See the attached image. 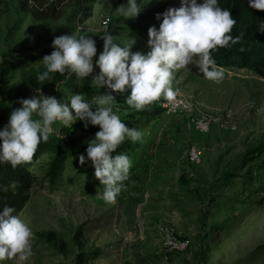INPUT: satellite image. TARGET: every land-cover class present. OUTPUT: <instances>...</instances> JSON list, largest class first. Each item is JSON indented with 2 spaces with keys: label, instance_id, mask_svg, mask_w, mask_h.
Here are the masks:
<instances>
[{
  "label": "rangeland",
  "instance_id": "rangeland-1",
  "mask_svg": "<svg viewBox=\"0 0 264 264\" xmlns=\"http://www.w3.org/2000/svg\"><path fill=\"white\" fill-rule=\"evenodd\" d=\"M21 1L0 0V94L44 67L42 59L26 65L14 60L50 54L56 36L86 33L102 40L106 28L122 44L135 38L132 52L150 51L120 21L119 0H111V7L96 0L83 24L74 3L58 20L37 21L22 12ZM143 2V10L175 4ZM102 50L97 47L92 78ZM187 67L176 72L174 106L163 98L154 102L150 106L161 103L165 111L139 125L142 141L126 140L132 150L124 153L133 167L115 203L102 199L90 161L81 167L68 160L54 182L46 176L48 157L38 162L37 182L19 215L33 230V254L25 262L0 264H79V252L98 253L83 264H264V80L245 69L221 68L224 78L214 83L197 66ZM74 86L56 90L55 97L67 102L73 93L85 94L80 83ZM18 101L7 105L20 108ZM199 121L206 131L197 127ZM78 124L83 122L73 125ZM63 127L54 124L53 132ZM191 150L198 162H191Z\"/></svg>",
  "mask_w": 264,
  "mask_h": 264
},
{
  "label": "clouds",
  "instance_id": "clouds-1",
  "mask_svg": "<svg viewBox=\"0 0 264 264\" xmlns=\"http://www.w3.org/2000/svg\"><path fill=\"white\" fill-rule=\"evenodd\" d=\"M28 3L38 11L43 10L37 0ZM247 3L251 9L264 11V0H247ZM105 4L111 7V0H105ZM143 4V0H126L115 11L126 20L134 19L143 11ZM161 17L159 28L153 25L148 29L150 51L146 54L131 51L135 38H128L122 44L105 28L101 35L103 50L95 59L99 73L92 82L110 92L90 100L83 93H73L67 102H61L37 87L35 95L21 98L18 101L21 107L11 112L8 123L0 130V165L10 164L15 169L31 163L39 144L49 140L54 124L72 128L76 121H81L85 129L89 125L99 126L94 138L87 142L86 157L79 156V164L83 167L91 162L95 178L104 189L102 199L115 203L127 188L124 182L130 179L133 161L124 152L114 156L112 153L126 140L142 141L143 133L121 119L112 93L130 91L124 102L135 111H144L162 98L171 103L179 92L174 87L176 72L190 64L197 66L206 80L220 83L224 72L213 52L242 39V35H231L237 21L229 9L219 6V0H180L179 7H169L156 15L157 20ZM258 30L264 31V24ZM52 48L41 60L45 71L37 75L39 83L51 81L53 73L67 74L65 79L74 75L80 80L93 73V58L97 57L93 36L86 33L56 36ZM15 186V181L10 185L0 184V192L7 193ZM15 213L16 209L7 204L0 211V262L13 259L25 262L33 254L34 233L30 222Z\"/></svg>",
  "mask_w": 264,
  "mask_h": 264
},
{
  "label": "trees",
  "instance_id": "trees-1",
  "mask_svg": "<svg viewBox=\"0 0 264 264\" xmlns=\"http://www.w3.org/2000/svg\"><path fill=\"white\" fill-rule=\"evenodd\" d=\"M96 0H37V3L43 8L38 11L28 3V0L20 2V8L23 13L32 17L37 21L58 20L62 16L64 7L70 3L78 6L76 11V19L78 23L83 24L90 17L91 5ZM200 2V0H198ZM120 4H125L126 0H119ZM173 7L180 6V0H175ZM46 5V7H45ZM219 6L229 9L237 23L233 27L231 35L233 37L242 35L239 43L228 48H219L213 52L218 66L222 69H245L253 72L256 76L264 80V31H259V26L264 24V11L254 10L248 6L247 0H219ZM168 8L154 7L151 10H143L138 17L134 19H125L122 17L120 21L130 27L134 34L148 41V26L159 25L162 22L156 19L158 13H163ZM98 49L103 45V40L94 37ZM243 49V50H241ZM49 54L46 51L36 52L16 58L14 61L19 65H26L40 61L44 55ZM45 71L41 67L36 72H32L22 76L21 80L14 88L8 89L5 93L0 94V130L8 123L10 114L15 107L8 106L9 101L20 100L21 98L30 97L34 89L39 87L45 95L56 96V90H76L77 87L73 83H80L85 94L91 97L100 95L101 93L110 92L106 87L99 88L92 82L91 74L84 80L77 79L74 75L70 79H65L59 73L52 74L51 81L39 83L36 79L39 73ZM58 87V88H57ZM117 104L115 108L121 110V119L130 127L138 129L139 125L149 122L153 118H157L159 114L165 111L161 103L157 106H148L144 111L130 110L124 102L126 96L130 94L127 91L123 94L112 93ZM99 131V126H91L85 129L83 124L73 125L72 128L63 127L58 132H53L46 143L39 144L33 160L29 164L17 166L15 169L10 164L0 165V184L10 185L12 181L16 182L14 188H10L7 193L0 192V211L4 204L14 207L17 215H20L30 199V191L35 186L37 178L34 174V167L44 157H48L46 176L49 182H54L59 173L62 171L64 164L74 159L79 162V156L86 157V141L95 136ZM132 150V145L125 141L114 154L119 152H127ZM87 255V256H86ZM98 253L84 254L79 252L77 261L83 264L84 261L97 258ZM82 257H85L82 259ZM81 258V259H80Z\"/></svg>",
  "mask_w": 264,
  "mask_h": 264
},
{
  "label": "bare ground",
  "instance_id": "bare-ground-1",
  "mask_svg": "<svg viewBox=\"0 0 264 264\" xmlns=\"http://www.w3.org/2000/svg\"><path fill=\"white\" fill-rule=\"evenodd\" d=\"M197 127L201 130V131H206L207 130V124L203 123L202 121H199L197 124ZM197 129V128H196ZM190 160L191 162L195 163L199 161V158L197 156V152H194L193 150L190 151Z\"/></svg>",
  "mask_w": 264,
  "mask_h": 264
},
{
  "label": "built area",
  "instance_id": "built-area-1",
  "mask_svg": "<svg viewBox=\"0 0 264 264\" xmlns=\"http://www.w3.org/2000/svg\"><path fill=\"white\" fill-rule=\"evenodd\" d=\"M172 106H174V101H173V102H171V104H170V107H172Z\"/></svg>",
  "mask_w": 264,
  "mask_h": 264
},
{
  "label": "crops",
  "instance_id": "crops-1",
  "mask_svg": "<svg viewBox=\"0 0 264 264\" xmlns=\"http://www.w3.org/2000/svg\"><path fill=\"white\" fill-rule=\"evenodd\" d=\"M100 253V252H99Z\"/></svg>",
  "mask_w": 264,
  "mask_h": 264
}]
</instances>
